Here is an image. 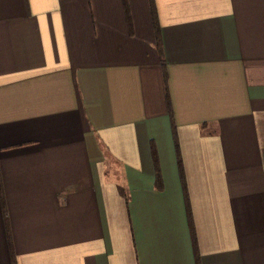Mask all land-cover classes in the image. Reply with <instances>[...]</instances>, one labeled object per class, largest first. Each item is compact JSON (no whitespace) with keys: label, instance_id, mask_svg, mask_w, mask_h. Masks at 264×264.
Segmentation results:
<instances>
[{"label":"crops","instance_id":"obj_1","mask_svg":"<svg viewBox=\"0 0 264 264\" xmlns=\"http://www.w3.org/2000/svg\"><path fill=\"white\" fill-rule=\"evenodd\" d=\"M0 187V264H264V0H0Z\"/></svg>","mask_w":264,"mask_h":264},{"label":"trees","instance_id":"obj_2","mask_svg":"<svg viewBox=\"0 0 264 264\" xmlns=\"http://www.w3.org/2000/svg\"><path fill=\"white\" fill-rule=\"evenodd\" d=\"M165 79L166 78H165V74H164L163 75V86L164 87H165V81H166ZM165 100H166V103H167V112L170 113V109H169V99H167L166 87H165ZM174 150H175V154H176V161H177L178 165H180V163H179V157H178V150H177L176 144H174ZM151 151H152L153 163L155 164V158H154L155 151H153L152 146H151ZM155 177H156V181L159 180L158 170L156 168V164H155ZM0 195H1V187H0Z\"/></svg>","mask_w":264,"mask_h":264}]
</instances>
